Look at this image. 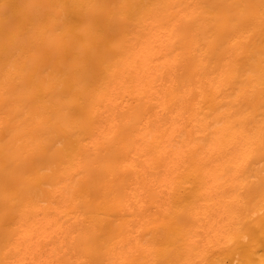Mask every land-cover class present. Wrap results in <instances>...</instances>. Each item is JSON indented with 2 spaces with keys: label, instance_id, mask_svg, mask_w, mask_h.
Masks as SVG:
<instances>
[{
  "label": "bare ground",
  "instance_id": "1",
  "mask_svg": "<svg viewBox=\"0 0 264 264\" xmlns=\"http://www.w3.org/2000/svg\"><path fill=\"white\" fill-rule=\"evenodd\" d=\"M0 264H264V0H0Z\"/></svg>",
  "mask_w": 264,
  "mask_h": 264
}]
</instances>
